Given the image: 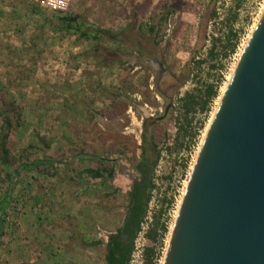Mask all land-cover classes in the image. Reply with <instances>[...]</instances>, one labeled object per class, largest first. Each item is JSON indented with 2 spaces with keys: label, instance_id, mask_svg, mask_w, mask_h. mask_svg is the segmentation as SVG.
Here are the masks:
<instances>
[{
  "label": "rangeland",
  "instance_id": "1",
  "mask_svg": "<svg viewBox=\"0 0 264 264\" xmlns=\"http://www.w3.org/2000/svg\"><path fill=\"white\" fill-rule=\"evenodd\" d=\"M263 8L264 0H0V109L11 122L0 264H106L139 156L151 190L129 264H162L206 126ZM35 9L52 23L80 17L116 39L97 45L51 30ZM99 166L113 168L107 182L83 179Z\"/></svg>",
  "mask_w": 264,
  "mask_h": 264
},
{
  "label": "water",
  "instance_id": "2",
  "mask_svg": "<svg viewBox=\"0 0 264 264\" xmlns=\"http://www.w3.org/2000/svg\"><path fill=\"white\" fill-rule=\"evenodd\" d=\"M165 264H264V13L201 149Z\"/></svg>",
  "mask_w": 264,
  "mask_h": 264
},
{
  "label": "trees",
  "instance_id": "3",
  "mask_svg": "<svg viewBox=\"0 0 264 264\" xmlns=\"http://www.w3.org/2000/svg\"><path fill=\"white\" fill-rule=\"evenodd\" d=\"M41 18H43L45 24L49 26L51 30H67L73 33H77L80 37L87 40L95 41L97 45L99 42L109 35V40L114 41L116 38L111 36V32L106 29H100L91 26L87 21L82 20L80 17L71 21V15L66 17L56 16L54 17L55 23L46 16L41 10H34ZM153 30V28H151ZM121 33V32H120ZM218 95V87L210 86L208 90V96L210 100H213ZM4 111L0 109V115L3 117ZM11 125V122L3 117L2 134L0 138V161L4 165H7L10 161L9 152L6 148L4 133L8 131L6 125ZM7 128V129H6ZM42 161V160H41ZM44 163H52V160H43ZM58 165L63 163L56 162ZM56 164V165H57ZM90 172L92 170H89ZM17 172V170H16ZM94 176L100 177L102 173L99 171L92 172ZM145 176L135 183V191L132 193L134 203L132 207L129 205L128 213L126 214L123 226L117 231L109 235L106 244V253L104 256L106 264H129L131 254L134 249V240L140 231L141 222L146 213L147 203L150 198L151 182L147 176L148 170H144ZM2 216L0 215V221Z\"/></svg>",
  "mask_w": 264,
  "mask_h": 264
},
{
  "label": "flooded vegetation",
  "instance_id": "4",
  "mask_svg": "<svg viewBox=\"0 0 264 264\" xmlns=\"http://www.w3.org/2000/svg\"><path fill=\"white\" fill-rule=\"evenodd\" d=\"M144 129H145V126H142L141 127L142 132L144 131ZM140 139H141V143H140V149H141L142 143H145V136H142V134H141L140 135ZM140 153H142L141 150H140ZM93 159H96L99 162L100 165H105L109 161H110V163H115V165H118L116 158L93 157ZM111 165H113V164H111ZM145 168H146L145 167V160L142 158V156H139V160L136 162L135 168H134V170H135V179L131 182L130 189L127 192V195H128V206H127L126 214L128 213L129 205L132 207V205L134 203V200L132 198V193H134V191H135V186L134 185H135L136 182L140 181L143 178V176H145V173H144ZM94 171H99L100 173H102V176H100V177L94 176L93 173H92ZM112 174H113V168H112V170L111 169L108 170L107 168H105V166H99V168L94 169L91 172H87V173L85 172V174H84L85 176H84L83 179H85V181L87 179H91V178L92 179H99V181H100L99 182V186H102L104 184V182H107L110 179ZM126 214H125V216H126ZM122 226H123V222H122Z\"/></svg>",
  "mask_w": 264,
  "mask_h": 264
},
{
  "label": "bare ground",
  "instance_id": "5",
  "mask_svg": "<svg viewBox=\"0 0 264 264\" xmlns=\"http://www.w3.org/2000/svg\"><path fill=\"white\" fill-rule=\"evenodd\" d=\"M263 13H264V8H263V10H262V14H261V15H263ZM261 18H262V16H260L258 22L254 25L253 30H252V33L250 34L249 40H250L252 34L255 32L257 26L259 25ZM248 43H249V41H248ZM248 43H247V44H248ZM247 44H246V47H247ZM246 47L244 48V50H243L242 53L240 54V58H241L243 52L245 51ZM240 58H239V60H238V63H237L236 66L234 67V69H233V71H232V74L230 75L229 80H228L227 84L225 85V87H224V89H223V92H222V94H221V98H220V100L218 101V105H217V107H216V109H215V111H214L212 117L210 118V120H209V122H208V124H207V126H206L205 133H204V137H203V141H202V145H201V148H200L199 154L197 155V157H196V159H195V162H194V164H193L192 170L190 171V176H189V180H188V182H187V184H186V189H185L184 196H185V194H186V191H187V188H188V185H189V182H190V179H191V176H192V173H193L194 167H195V165H196V163H197V160H198V158H199V155H200L201 149H202V147H203V144H204V142H205V139H206V137H207V134H208V132H209L211 126L213 125V123H214V121H215V118H216V115H217L218 109H219L220 104H221V102H222V99H223V97H224V95H225V92H226L227 88L229 87L230 83H231L232 80H233V77H234L235 71H236V69H237V66H238V64H239ZM183 199H184V197H183ZM183 199H182V201H181V205H180V208H179V211H178L177 217H176V219H175L174 225H173L172 230H171V232H170V237H169V240H168V246H167V250H166V255H165L164 259H163L162 264H165L166 256H167V254H168V250H169L170 243H171V238H172V235H173V232H174L175 226H176L177 218H178V215H179V212H180L181 206H182Z\"/></svg>",
  "mask_w": 264,
  "mask_h": 264
}]
</instances>
